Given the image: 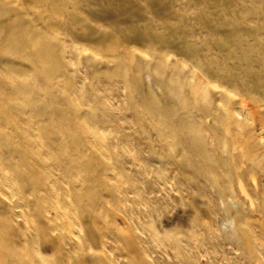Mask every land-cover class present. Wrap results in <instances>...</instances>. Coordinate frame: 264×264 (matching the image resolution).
I'll list each match as a JSON object with an SVG mask.
<instances>
[{
  "label": "rangeland",
  "instance_id": "obj_1",
  "mask_svg": "<svg viewBox=\"0 0 264 264\" xmlns=\"http://www.w3.org/2000/svg\"><path fill=\"white\" fill-rule=\"evenodd\" d=\"M0 230L7 264H264V0H0Z\"/></svg>",
  "mask_w": 264,
  "mask_h": 264
},
{
  "label": "bare ground",
  "instance_id": "obj_2",
  "mask_svg": "<svg viewBox=\"0 0 264 264\" xmlns=\"http://www.w3.org/2000/svg\"><path fill=\"white\" fill-rule=\"evenodd\" d=\"M4 38L11 44V46L12 45L13 46H16L18 44V39L15 36H13L12 32H11V34H8ZM18 47H17V49H18ZM37 50L38 51L36 53V60H37L38 63L39 62H42V61H48L49 59H52L53 58L52 50L47 45V43L45 41L40 40V42L37 44ZM3 233L4 232L0 230V239H3V241L6 244H8L9 243V241L7 240L8 239V236L6 234H3ZM2 244L3 245L0 244V258H1L0 259V264H7L8 263L7 260H6L7 258H11V257L12 258H15V251L12 250V249H6L5 248L6 245H4V243H2Z\"/></svg>",
  "mask_w": 264,
  "mask_h": 264
}]
</instances>
